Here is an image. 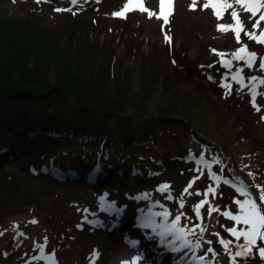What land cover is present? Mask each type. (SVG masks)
Wrapping results in <instances>:
<instances>
[{"label":"rangeland","instance_id":"374dc122","mask_svg":"<svg viewBox=\"0 0 264 264\" xmlns=\"http://www.w3.org/2000/svg\"><path fill=\"white\" fill-rule=\"evenodd\" d=\"M182 1L184 0H175L174 14L170 18V23L165 26L162 20L155 17L149 19L146 12H129L126 19L113 16L112 13L120 11L127 0H78L75 5L71 0H49L47 3H37L36 0H0L2 22L0 40H4L2 37L6 33L23 40L35 37V43H38L36 42L38 39L48 36L50 38L48 41H52L54 36L59 35L62 40V51L71 55L78 53L88 59L87 55L92 52L89 53L86 48L89 49L90 44L82 39L87 33L91 43L100 41L102 55L114 58L119 67L124 63L123 71H127L129 61L137 62V67L132 69L136 85L144 83L142 79L140 80V75L142 78L144 75L142 71H148L147 74L150 75L152 68H156V78L159 81L170 79L168 74H174L178 67L185 68L181 71L187 73V82L193 84L192 89L201 94V98L216 113L218 120L215 123L216 129L220 125L226 132L225 148L229 150L227 152L232 162L236 168L239 164L244 171L247 170L244 177L250 181L253 193L258 195L255 185H264V170L260 169L257 155L250 151V146L254 142L256 150L264 156V120L261 119L264 116V96L257 97V103L261 106V111L257 112L250 102L249 88L240 90L241 86L231 80V75L243 68L245 83H248L247 78L251 76L264 78V71L258 67L261 58L264 57V45L248 39L243 32L241 42L238 43L233 32L217 30L218 24L234 23L231 17L232 9L225 11L222 19H217L209 8L207 10L203 8L206 0H198L196 10L190 7L192 0H187L186 3ZM152 3H155L153 10L159 12V0H145L146 7L151 10ZM56 8L71 11L58 12L54 10ZM237 9L240 7L236 6ZM250 15L248 12L240 15L248 30H252V24L255 23V20L249 19ZM72 24L77 30L84 31H80L82 36L77 47L73 40L66 38V30L63 29ZM261 28L264 29V22H261ZM166 32L172 37L171 43L165 41ZM80 43L86 48L80 46ZM243 44H247L250 51L257 53L256 66L252 68L246 67L243 61L236 60L232 61L231 68H227L220 62L221 57L213 52L215 49L216 52L226 53L224 59H231V53ZM128 48H133V55L128 53ZM80 60L81 58L78 61ZM99 62L111 64L110 60L104 58ZM209 65L212 67H208ZM200 66H206L210 71H200ZM56 71V64H53L50 71L53 84L56 81ZM86 71L88 78H91L94 70L89 67ZM212 72L218 77L209 79ZM139 81L141 82L138 83ZM225 82L232 86L230 95H226V89L221 86ZM162 83L167 85V82ZM183 87L184 89L176 95H172L175 100L191 99L193 94H196L190 92L188 86ZM257 90L264 92V86H259ZM228 124H232L233 127L227 126ZM234 127L237 130L233 129ZM233 131L240 133L236 134ZM203 154L205 159L218 154L222 158L223 172H220V164L212 165V171L225 178H235L234 168L225 156L213 149H208ZM186 162L181 161L177 166L170 167L157 179L153 197L143 196L144 204L140 205L141 200L136 199L132 204L133 212L128 213L125 206L115 208L117 205L114 203V197L120 189L116 186L87 187L69 183L63 176L57 178L59 181L56 182L39 176V173L21 168L18 162L4 163L0 160V233H2L0 264H49L45 259H33L41 254L34 245L44 243L45 237L47 241L44 255L55 253L57 264H92L94 250L100 253L95 264H106L109 261L113 263L114 259L119 262L118 264H123L125 261H132L137 255H141L138 264H224L222 261L226 259L229 260L228 264H233L231 255L239 250L236 245L244 243V240L241 238L240 241H236L230 234L228 229L237 225L222 213L237 212L238 207L234 201L243 198L233 187L223 182L215 194H208L207 197L196 195L197 192L205 193L209 185L213 187L216 185L210 178L207 168L198 172L196 160L191 161L189 165ZM262 165L264 168V163ZM249 172L253 173L254 177L249 176ZM196 177L199 178L191 188H188L189 182ZM164 184L171 186L169 192L159 190ZM186 188L191 195L185 193ZM169 195L173 199H169ZM181 198L184 201L182 208ZM205 198L220 211L209 214L207 211L209 205H205L201 209L203 216L201 220L197 217L194 206ZM143 206L145 208H142ZM165 209L171 214L168 217L169 224L180 215L181 227L194 228L200 225L206 229L201 233L196 227L195 235L188 236L193 243L199 239L201 248L184 249L179 252L180 254L178 252L169 254L166 250L170 249L161 243V238L153 233L152 229L139 226L141 218H147L150 211L162 212ZM117 210L118 213H114ZM101 214L107 215V220H103ZM33 219L38 223H30ZM155 219L158 224L164 223L163 217ZM21 232L24 233L23 236L20 235ZM216 233H219V236L215 235ZM28 234L32 240L30 239V243L25 247L35 249L26 251L22 243L10 252V249L15 247L14 239L23 240ZM220 239L233 241L229 245L231 253L220 244ZM207 241L212 243L208 244ZM131 242H136V245L138 243V247L132 248ZM208 248L214 249L215 255L206 251ZM148 252L153 262L144 258L143 254L150 255ZM200 256H205V261L201 262L198 259ZM237 264H264V259H261L254 249L253 254L248 257H237Z\"/></svg>","mask_w":264,"mask_h":264},{"label":"trees","instance_id":"16d2710c","mask_svg":"<svg viewBox=\"0 0 264 264\" xmlns=\"http://www.w3.org/2000/svg\"><path fill=\"white\" fill-rule=\"evenodd\" d=\"M63 29L77 47L82 30L73 24ZM2 38L0 160L4 163L18 162L21 168L56 182L63 176L69 183L87 187L116 186L120 189L114 197L115 208L125 206L128 213L133 212L136 199L141 200L140 205L144 204L143 196L153 197L157 179L170 167L185 160L189 165L194 160L192 154L200 156L206 152L205 147L225 156L234 168L235 178L250 185L244 177L247 170L239 164L236 168L228 155L226 132L220 125L216 129V113L187 82V73L181 71L185 68L178 67L175 70L179 71L168 74L170 79L159 81L156 68L150 75L142 71L140 80L144 83L136 85L132 69L137 62L129 61L127 71H123L124 63L119 67L114 58L102 55L100 41L91 43L87 33L82 39L89 42L90 48L80 46L92 52L84 54L88 59L62 51L59 35L52 41H48L49 36L38 39V43L35 37L23 40L7 33ZM128 49L133 55V48ZM101 58L111 64L100 63ZM53 64L57 67L55 84L50 78ZM89 67L94 70L91 78L86 71ZM200 67V71H210ZM211 75L212 79L218 77L213 72ZM183 86L196 94L191 99L175 100L172 95ZM250 151L257 155L259 167L264 170V156L254 142ZM101 216L107 220L109 213L108 217ZM30 239L29 234L23 240L14 239L15 247L10 252L22 243L26 251L34 250L25 247Z\"/></svg>","mask_w":264,"mask_h":264},{"label":"snow or ice","instance_id":"6c2138e0","mask_svg":"<svg viewBox=\"0 0 264 264\" xmlns=\"http://www.w3.org/2000/svg\"><path fill=\"white\" fill-rule=\"evenodd\" d=\"M37 3L41 2H49V0H36ZM198 0H192L191 9L196 10ZM73 5L78 3V0H71ZM175 0H159V12L149 9L145 5V0H127V3L124 7L117 12L112 13L113 16L126 19L127 14L132 11H140L146 12L148 18L151 19L155 17L158 20L163 21V25H168L170 23V18L173 16L175 11ZM238 5L243 11L250 13L249 19L255 20V23L252 24V30H248L240 17V13L236 10L235 6ZM211 7L214 10V14L217 19H222L223 14L228 9H232L231 17L234 21L232 24H218L217 30L221 32H233L235 35V39L238 43L241 42V33L243 32L248 39L255 41L258 44L264 45V29L261 28V22H264V0H206L203 4V8L207 10ZM55 11H71V9H63L56 8ZM258 17V19H257ZM163 28V26H162ZM165 41L171 43L172 37L167 32L165 33ZM213 52L221 57V63L224 64L225 67L231 68L232 61H243L245 66L248 68H252L256 66L257 53L254 51H250L247 44H243L242 47L238 48L235 52L231 53V59H224L227 55L223 52H216L213 49ZM208 67H212L209 65ZM261 71H264V57L261 58V62L258 65ZM209 79H212L209 76ZM248 83H245V77L243 76V68L238 69L231 75V80L236 82L241 86L240 90L243 88H249L251 95V104L253 108L257 111H261V106L257 103L258 96H264V92L258 91L259 86H264V78L251 76L248 77ZM226 89V95H230L232 91V86L230 83H223L221 85ZM264 120V116L261 117ZM207 147H205V151H207ZM192 159L197 161L198 167L196 171L202 172L204 168L208 169V173L210 178L214 181L216 187L209 185L206 189L205 193L197 192L196 195H203L207 197L208 194H215L217 188L223 182L224 184H228L235 189V191L239 194L243 199H235L234 203L238 207L237 212L226 211L222 213L227 216L229 219L235 221L237 227H232L228 229L230 234L235 237L236 241H240L243 238L244 243H238L236 246L239 250L235 251L234 254L231 255V259L233 264H237V257H248L253 254V250L255 249L258 252V255L261 259H264V185L256 184L255 188L258 191V195L254 194L251 190L252 186L246 184L244 181L239 180V178H225L224 176L218 174L216 171H212V165L220 164L221 169L220 172H223V163L222 158L217 154L211 156L210 159H205L204 154L201 153L199 157H196L195 154H192ZM249 176H253L254 174L249 172ZM199 177L194 178L189 182L188 188H191L195 183V180ZM235 180V182H234ZM171 186L168 184H164L160 187V191L169 192ZM188 188L185 189V193L191 195L192 193L188 192ZM146 198V197H145ZM169 199H173L171 195L168 196ZM205 205H209L207 211L209 214L212 212H219L220 210L211 205V202L205 198L202 199L198 204L194 206V211L198 218L203 220V216L201 214V209L205 207ZM184 206V201L180 199V207ZM162 207V206H161ZM108 210V209H105ZM87 211V210H85ZM119 210H117L118 212ZM170 212L166 209L162 212H149L147 218H141L140 225L143 228L152 229L153 233L161 238V243H163L166 247H168L173 252H182L184 249H199L201 248L200 240L198 239L195 243L188 239V236L195 235L196 227L199 228L200 232L203 233L206 229L200 225H197L194 228H188L187 226L181 227L180 220L181 216L177 215L174 220L169 224L168 217L170 216ZM156 217H163L164 223L158 224L156 222ZM30 223L36 224L37 220L33 219ZM239 225H243V228H239ZM19 227L18 225L16 226ZM79 227V225H78ZM2 235V233H0ZM21 236L24 233H20ZM215 235L219 236V233ZM171 237V239H168ZM47 238L45 237L44 243L35 244V248L40 250V255L33 257V259L40 260L45 259L49 262V264H57V260L55 257V253L45 256L44 248L46 246ZM179 242V243H177ZM220 244L223 245L226 251L231 253V249L229 245L233 243L231 240L220 239ZM132 246L135 247L136 242H131ZM208 244H211L212 241H207ZM206 251L212 252L215 255V250L212 248H208ZM100 253L98 251H93L92 254V264H95L96 260L99 259ZM141 259V255H137L133 258L132 261H125L123 264H138V261ZM198 259L203 262L205 261V256H200Z\"/></svg>","mask_w":264,"mask_h":264},{"label":"bare ground","instance_id":"6f19581e","mask_svg":"<svg viewBox=\"0 0 264 264\" xmlns=\"http://www.w3.org/2000/svg\"><path fill=\"white\" fill-rule=\"evenodd\" d=\"M186 1L187 0H184V1H182V3L183 2H185L186 3ZM206 2V1H205ZM154 5H155V3H152V10H153V7H154ZM236 6H238V5H236ZM236 6H235V8H236ZM209 9L211 10V12L214 14V10L211 8V7H209ZM237 11L240 13V15H242V14H244V13H246L245 11H243V9H237ZM93 180L92 181H94V177L92 178ZM164 246V245H163ZM136 247H138V243H137V245H136ZM165 247V246H164ZM123 252H124V250H123ZM166 252H168L169 254H174V252H171L170 250H166ZM114 253H116V252H114ZM131 253V252H130ZM179 253V252H178ZM177 253V254H178ZM148 254H150L149 252H148ZM180 254V253H179ZM144 255V258L145 259H147V260H149V261H151V262H153L154 260L153 259H151V254L150 255H147V254H143ZM153 258V257H152ZM119 262L118 261H116L115 259L113 260V263H111L110 261H109V263H106V264H118Z\"/></svg>","mask_w":264,"mask_h":264}]
</instances>
